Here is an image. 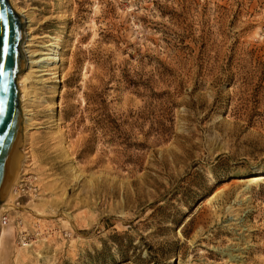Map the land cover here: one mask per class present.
<instances>
[{
  "label": "rangeland",
  "instance_id": "obj_1",
  "mask_svg": "<svg viewBox=\"0 0 264 264\" xmlns=\"http://www.w3.org/2000/svg\"><path fill=\"white\" fill-rule=\"evenodd\" d=\"M7 2L54 61L0 264H264V0Z\"/></svg>",
  "mask_w": 264,
  "mask_h": 264
},
{
  "label": "water",
  "instance_id": "obj_2",
  "mask_svg": "<svg viewBox=\"0 0 264 264\" xmlns=\"http://www.w3.org/2000/svg\"><path fill=\"white\" fill-rule=\"evenodd\" d=\"M21 17L0 0V202L5 196L20 145V110L15 77L23 69L19 49Z\"/></svg>",
  "mask_w": 264,
  "mask_h": 264
},
{
  "label": "bare ground",
  "instance_id": "obj_3",
  "mask_svg": "<svg viewBox=\"0 0 264 264\" xmlns=\"http://www.w3.org/2000/svg\"><path fill=\"white\" fill-rule=\"evenodd\" d=\"M18 13V12H17ZM21 17H22V15L20 14V13H18ZM31 17H27V18H25V17H23V19H21V22H22V24H21V40H22V38H23V41L22 42H24L23 44L24 45H22L20 48H21V52L23 53V56H25V54H26V51H22V48H23V46L24 47H27V46H25V39H26V36H28V34H30V32H29V30H28V26H27V24L31 21V20H29ZM29 20V21H28ZM24 24V25H23ZM24 26V27H23ZM23 28V29H22ZM31 31V30H30ZM24 50V49H23ZM40 51V50H39ZM52 53V52H51ZM39 55V54H41V55H47L45 52H43V53H41V52H37V51H30L29 52V55H30V58H32L34 55ZM24 61H25V71H26V69H32L29 73H28V75L26 76V80L27 79H29V78H37V79H35L36 81H35V83L36 84H40V85H42L43 83H42V81L40 80V76H42V75H46L47 73L46 72H48V71H50V69H49V67H48V64H51L53 61H54V59H53V57L51 58V57H49V58H47V59H36V60H34L33 58V60L31 59V60H28V58L25 56L24 57ZM22 61H23V57H22ZM24 61H23V69H22V71L20 72V73H18V75L19 74H21L22 72H23V70H24ZM28 61H31L30 63L28 62ZM28 65H30V66H33V68H31V67H28ZM24 71V72H25ZM23 72V73H24ZM17 75V76H18ZM17 76L15 77V80H16V78H17ZM21 78V77H20ZM15 85H17L16 86V88L19 86V79H17V81H16V83H15ZM19 89V88H18ZM20 94H21V91L19 90V95H18V91H17V95H18V100L20 101V98H21V101L20 102H22V97H20ZM28 106H30L29 104H28ZM26 107H23L22 105H21V112H20V120H21V122H20V145H19V149H18V154H17V158H16V162H15V166H14V169H13V172H12V175H11V178H10V181H9V184H8V187H7V190H6V193H5V196H4V198L2 199V201L0 202V209L1 208H3V207H5L8 203H9V201L12 199L11 198V196L10 195H12V191H13V189L14 190H16L15 189V187H13V185H14V183H15V180L17 179L16 178V175H17V177H18V170H19V166H20V163H21V160H23L22 158H23V151H22V148H20L21 146H22V142H23V138L25 137V131H26V127L28 126V122L31 120V119H28V118H26V115H27V113L26 112H28L29 110H26L25 109ZM29 113V112H28ZM27 132V131H26ZM27 134V133H26ZM25 139V138H24ZM24 154H25V152H24ZM264 179V175H256V177H254L252 180H251V182L252 183H256V182H258V181H261V180H263ZM20 181V180H19ZM18 181V182H19ZM16 185V184H15ZM13 187V188H12ZM17 193V192H16ZM13 195H14V192H13ZM16 196V195H15ZM14 196V197H15ZM18 196V195H17ZM11 198V199H10ZM16 199V198H15ZM12 201V200H11ZM4 209V208H3ZM0 211H2V210H0ZM3 226L4 225H1V223H0V249H2V248H5V247H7V244H6V240H5V237H6V235L7 234H9V233H11V228H3ZM3 250V249H2ZM2 252V251H1ZM234 257V256H233ZM233 257H231V258H233ZM232 260V259H231Z\"/></svg>",
  "mask_w": 264,
  "mask_h": 264
},
{
  "label": "built area",
  "instance_id": "obj_4",
  "mask_svg": "<svg viewBox=\"0 0 264 264\" xmlns=\"http://www.w3.org/2000/svg\"><path fill=\"white\" fill-rule=\"evenodd\" d=\"M20 183H22V180H20V182H19V184H18V186L16 187V190H15L16 192H19V193H21L23 191V184H20ZM6 221H7L6 214H1L0 223L3 225V224L6 223Z\"/></svg>",
  "mask_w": 264,
  "mask_h": 264
}]
</instances>
